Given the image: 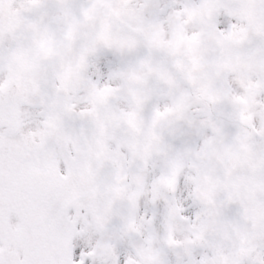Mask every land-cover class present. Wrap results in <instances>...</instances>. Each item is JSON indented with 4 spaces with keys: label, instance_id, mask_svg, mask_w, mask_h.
I'll return each instance as SVG.
<instances>
[{
    "label": "snow or ice",
    "instance_id": "6c2138e0",
    "mask_svg": "<svg viewBox=\"0 0 264 264\" xmlns=\"http://www.w3.org/2000/svg\"><path fill=\"white\" fill-rule=\"evenodd\" d=\"M0 264H264V0H0Z\"/></svg>",
    "mask_w": 264,
    "mask_h": 264
}]
</instances>
